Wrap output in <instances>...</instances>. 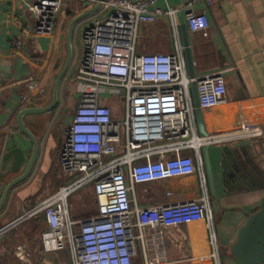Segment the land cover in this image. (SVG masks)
<instances>
[{"label": "built area", "instance_id": "built-area-1", "mask_svg": "<svg viewBox=\"0 0 264 264\" xmlns=\"http://www.w3.org/2000/svg\"><path fill=\"white\" fill-rule=\"evenodd\" d=\"M22 1L37 21V32L51 35L67 0ZM75 1L93 7L101 0ZM160 1L108 0L83 28L82 58L74 77L79 107L60 152L64 174L75 180L8 224V229L16 228L43 214L48 223L46 238L54 239L60 249L67 248L68 264H133L140 243L145 248L148 229L199 221L206 223L211 256L221 264L200 151L205 145L264 138V126L240 116L232 127L207 137L199 134L192 84L197 85L202 110L223 106L228 101V69L191 78L176 23L172 53H139L141 28L164 13ZM203 1L208 9L214 4V0ZM181 8L172 7L168 14L174 18ZM186 21L192 32H206L211 24L207 11L194 9L187 12ZM26 86L23 104L42 89L36 77L28 78ZM112 96L124 101L122 119L107 104ZM191 175L199 176L200 198L138 206L137 185ZM89 185L96 213L76 221L69 199Z\"/></svg>", "mask_w": 264, "mask_h": 264}, {"label": "crops", "instance_id": "crops-1", "mask_svg": "<svg viewBox=\"0 0 264 264\" xmlns=\"http://www.w3.org/2000/svg\"><path fill=\"white\" fill-rule=\"evenodd\" d=\"M79 3L80 1L75 0L65 1L61 14L56 18L54 32L51 35H41L37 32L35 17L22 0L0 2V35L8 34L12 44L10 49L0 46V65L5 61L13 64L12 79L0 84V134L4 136V140L7 131L16 124L22 109L29 104L39 107L50 103L56 76L67 59L69 25L76 16L91 8L87 2L84 3L89 4L87 7H80ZM178 6L182 8L173 18L168 10ZM158 7L164 13L155 23L141 28L139 53H172L176 23L184 51L182 26H187L186 33L196 77L228 69L225 75L227 103L209 111L203 110L208 133L232 127L240 116L250 117L264 126V0H214L209 9L203 0H162ZM190 9L198 13L208 12L211 24L206 32H192L188 27L186 14ZM92 16L81 20L74 28V57L59 91L57 118L60 121L66 117L62 113L63 108L59 110L62 107L63 84L66 79L75 84L74 77L82 58L76 33L79 32L81 36ZM30 77H36L42 89L31 93L29 102L23 104L22 96L28 91L26 82ZM115 99L117 105L113 107L114 116L122 119L124 101L117 97ZM46 114L25 118L27 126L39 138L40 152L31 176L10 193L6 206L0 213V229L22 214L27 203H31L35 197L28 192H19L21 187L31 181L43 166L47 171L52 162V153L62 134L51 135L52 123L44 127L39 125L40 117H45ZM15 133V139L10 144L13 150L18 147L17 143L24 142L18 131ZM49 135L51 142L47 147ZM29 146L26 143L27 151L24 154L21 152L22 163H26H21L19 171L28 162ZM205 147L206 145L202 151ZM209 151L216 196L211 192L206 173L207 193L214 213L221 264H235L231 247L237 241L240 230L247 224L249 216L259 210L264 197V138L210 145ZM202 194L203 188L198 175L170 178L136 187L139 207L194 200ZM93 200L96 203L95 196ZM71 216L76 221L85 218L74 210ZM31 220L32 218L3 233L0 239V264H68L70 255L67 248L60 249L54 239L46 238V217L44 221L40 217L36 218L35 222L42 221L43 225H37ZM209 239L210 232L203 221L148 229L145 248L140 243L133 264H216L211 256L213 250Z\"/></svg>", "mask_w": 264, "mask_h": 264}, {"label": "water", "instance_id": "water-1", "mask_svg": "<svg viewBox=\"0 0 264 264\" xmlns=\"http://www.w3.org/2000/svg\"><path fill=\"white\" fill-rule=\"evenodd\" d=\"M108 0H101L95 6L86 9L84 12L76 16L70 23L68 34H67V59L65 61L64 66L56 76V80L53 87V95L52 99L49 104L45 106H32L31 104L28 105L27 108L22 109L16 120V124L10 128L6 135L5 140L4 136L0 134V180L7 174V171L4 170V166L6 164V156L9 153V145L12 140L15 139V132L18 131L21 138L24 142L17 143L19 149L23 152H26L25 144L28 143L31 146V156L27 162L26 168L24 172L17 176L16 178L10 180L6 186L4 187L2 194L0 196V213L6 206L8 201L9 195L14 188H16L21 183L25 182L32 174V171L35 167L39 152H40V143L39 138L35 135L32 130L27 126L25 118L28 116H37L41 114H45L51 112L60 102L59 91L60 86L62 84L63 79L67 75L71 62L74 57V47L72 42L74 28L77 23L81 20H84L96 12H98L103 6L104 3ZM186 25L182 26L183 31V39H184V46H185V55H186V62L188 67V73L191 78H195V70H194V60L190 48V42L188 39V35L186 33ZM10 36L8 34L0 35V46H5L7 49L12 47L10 44ZM12 68L13 64L11 61H5L3 64L0 65V84L12 79ZM30 72H27V74ZM192 96L194 100V105L196 109V120L198 126L199 134L207 137L210 134L206 130L205 123H204V113L200 105L199 95L197 90V85L195 82L192 84ZM2 141L4 142V146L2 149ZM29 146V147H30ZM27 148V146H26ZM210 145H207L204 150L200 151L204 163H205V170L208 176L209 184L211 187V192L214 196H216L215 191V181H214V174L213 168L210 158ZM26 162L22 163L24 165ZM21 166V163H18V167ZM8 229V225L4 226L0 229V239L2 238L3 233ZM231 252L235 261V264H264V197L262 198L259 210H257L254 214L249 216L247 224L240 230L238 239L231 247Z\"/></svg>", "mask_w": 264, "mask_h": 264}, {"label": "rangeland", "instance_id": "rangeland-1", "mask_svg": "<svg viewBox=\"0 0 264 264\" xmlns=\"http://www.w3.org/2000/svg\"><path fill=\"white\" fill-rule=\"evenodd\" d=\"M79 5L80 7H84V6L87 7L89 4H84V2L80 1ZM76 40H77L78 50L81 51L82 54V44L80 41L81 36L79 32L76 33ZM63 86L64 87H63V95H62V103H61L62 107H59V110L63 108L62 113L64 117L66 116L65 131H68L71 124V119L76 113L79 107V103H78V95L76 92V85L72 83L69 79H66ZM108 105L111 106L112 108L115 107L117 105V99H115V97L112 96L108 102ZM62 144H63V140L60 141L59 143L57 142V147L56 149L54 148V152L52 153V162L50 161L51 163L49 164L47 171L44 170V166H43L41 170L39 169L40 170L39 173L37 171V173L34 175L31 181H29L28 183H26V185L21 187L22 190L19 192H28L32 195H35V197H33L32 199V202L27 203L28 208L26 207L25 210L36 207L43 199L55 193L61 186L75 180L74 176H66L61 168L60 152H61ZM188 153L193 154L192 151ZM30 155H31V151H29L28 160L30 158ZM26 165L20 171L17 169V173L23 172L26 168ZM14 176L15 174H10L8 176L2 177V179L0 180V196L3 191V187ZM93 198H94L93 187L91 185L73 194L69 199V203L71 206V214L73 213L74 210L75 213H77L78 215L85 217L84 219H88L91 216H93L97 210V204L95 203ZM79 210H81V213H79ZM39 217L42 218V221H44L45 217L43 214L36 216V218ZM36 218H32L31 222H35ZM42 221L40 223L37 222L35 223L37 225H43Z\"/></svg>", "mask_w": 264, "mask_h": 264}, {"label": "flooded vegetation", "instance_id": "flooded-vegetation-1", "mask_svg": "<svg viewBox=\"0 0 264 264\" xmlns=\"http://www.w3.org/2000/svg\"><path fill=\"white\" fill-rule=\"evenodd\" d=\"M57 108H58V106H56L51 112H48L45 117H40L38 123L41 127H44V125H48V124L52 123V129H51L52 134L51 135L53 136V133H54V136L56 135V133H58V134L60 133V135L62 134L61 138H60V141H62L64 139V135L66 133V131H65L66 119L62 118V121H60L61 119L57 118ZM50 142L51 141H50V135H49L48 140L46 142L47 147L50 145ZM3 146H4V142L2 143V149H3ZM18 148L19 147H17L16 149L13 150L11 148V146L9 145V148H8L9 153L6 156V164L4 166V170L7 171V174L5 176H8L10 174H15V176L13 178H16L17 176L21 175L24 172L23 171V172L17 173V169H19L18 163H22V156H21L22 151L20 152V150Z\"/></svg>", "mask_w": 264, "mask_h": 264}, {"label": "bare ground", "instance_id": "bare-ground-1", "mask_svg": "<svg viewBox=\"0 0 264 264\" xmlns=\"http://www.w3.org/2000/svg\"><path fill=\"white\" fill-rule=\"evenodd\" d=\"M229 128V127H228ZM227 129V128H226ZM225 130V129H224Z\"/></svg>", "mask_w": 264, "mask_h": 264}]
</instances>
